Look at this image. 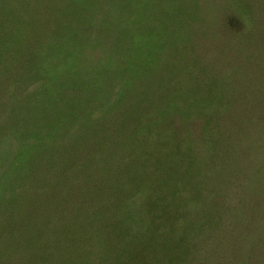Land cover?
<instances>
[{"label":"rangeland","instance_id":"374dc122","mask_svg":"<svg viewBox=\"0 0 264 264\" xmlns=\"http://www.w3.org/2000/svg\"><path fill=\"white\" fill-rule=\"evenodd\" d=\"M0 264H264V0H0Z\"/></svg>","mask_w":264,"mask_h":264}]
</instances>
